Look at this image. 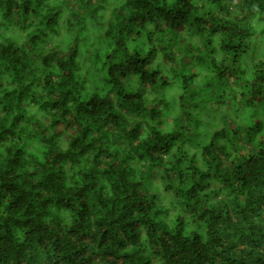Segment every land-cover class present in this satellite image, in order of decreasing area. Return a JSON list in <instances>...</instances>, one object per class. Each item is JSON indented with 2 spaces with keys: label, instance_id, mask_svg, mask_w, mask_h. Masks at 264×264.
I'll use <instances>...</instances> for the list:
<instances>
[{
  "label": "trees",
  "instance_id": "obj_1",
  "mask_svg": "<svg viewBox=\"0 0 264 264\" xmlns=\"http://www.w3.org/2000/svg\"><path fill=\"white\" fill-rule=\"evenodd\" d=\"M0 264H264V0H0Z\"/></svg>",
  "mask_w": 264,
  "mask_h": 264
},
{
  "label": "rangeland",
  "instance_id": "obj_2",
  "mask_svg": "<svg viewBox=\"0 0 264 264\" xmlns=\"http://www.w3.org/2000/svg\"><path fill=\"white\" fill-rule=\"evenodd\" d=\"M174 86H178L177 84H175ZM171 94H175V91L173 90V91H171ZM169 96H171L170 94H169Z\"/></svg>",
  "mask_w": 264,
  "mask_h": 264
}]
</instances>
